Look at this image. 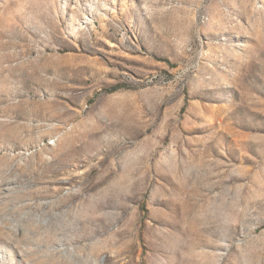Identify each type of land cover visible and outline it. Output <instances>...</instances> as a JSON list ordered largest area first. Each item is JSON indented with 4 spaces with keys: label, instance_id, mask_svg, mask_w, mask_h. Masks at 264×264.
<instances>
[{
    "label": "rangeland",
    "instance_id": "rangeland-1",
    "mask_svg": "<svg viewBox=\"0 0 264 264\" xmlns=\"http://www.w3.org/2000/svg\"><path fill=\"white\" fill-rule=\"evenodd\" d=\"M0 264H264V0H0Z\"/></svg>",
    "mask_w": 264,
    "mask_h": 264
}]
</instances>
